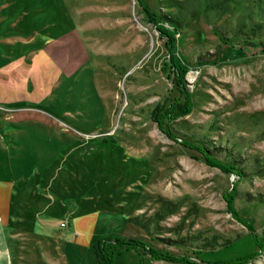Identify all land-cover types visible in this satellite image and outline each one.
<instances>
[{
    "label": "rangeland",
    "instance_id": "374dc122",
    "mask_svg": "<svg viewBox=\"0 0 264 264\" xmlns=\"http://www.w3.org/2000/svg\"><path fill=\"white\" fill-rule=\"evenodd\" d=\"M143 2L0 0L9 264H98L92 245L107 236L127 241L108 242L112 264H183L148 247L195 262L253 253L239 264H264V49L237 44L245 25L264 22V0ZM144 7L174 33L173 56L191 79L188 108L164 124L169 137L151 110L182 95L162 70L169 47Z\"/></svg>",
    "mask_w": 264,
    "mask_h": 264
},
{
    "label": "trees",
    "instance_id": "16d2710c",
    "mask_svg": "<svg viewBox=\"0 0 264 264\" xmlns=\"http://www.w3.org/2000/svg\"><path fill=\"white\" fill-rule=\"evenodd\" d=\"M140 4H143V6H146V4L143 2V0H138ZM144 10L147 12V15H149L153 21L156 24V18L155 13L149 11L148 8L144 7ZM169 23L172 25V28L174 30H178L180 28L178 21L174 18L169 16L168 17ZM156 27L158 31L163 34L166 37L167 41V47H169V58L167 62H163L162 70L165 71L166 76L171 79V81L174 82L179 95H182L181 100L177 97L171 102H168L167 99H163L162 101L157 102L153 109L151 110V119L157 124L158 128L163 131L168 137L173 136V134L169 131V127L164 126V124L167 123V120L169 118H172L173 110L178 108L180 110H186L189 106L190 101V91L188 90L186 84L187 81L185 79L186 72L188 71V68L180 65L176 62L175 57L173 56L171 47L173 43V32L168 30L167 28L157 25ZM216 34H218L219 38H224L219 32L216 30ZM240 35H244L242 39H238L237 44L240 48H249L250 46H259L260 48L264 49V22L263 21H254L249 25H245L240 31ZM182 145L187 146L189 148H194L198 150L205 163L216 166L220 168L224 172H231L234 173L237 177L236 180H239V178L243 175V171L240 167H238L236 164L232 162L224 163L222 161L216 160L213 156H215L211 151L207 150V147H200L198 145L189 143L188 141H181ZM231 188L226 194V196H229V199L231 201V198H233L232 190L235 189L236 181L231 182ZM228 206L230 205L231 208V202L226 198ZM232 213L235 214V216L242 221L244 224L247 225V228L251 231L253 230V227L247 223L244 219L238 216V212L236 209H232ZM255 237H257V234H255ZM115 241V242H127L125 241L124 237H105L97 239L93 245V252L95 254V257L98 261V264H112V258L114 254H112L111 249L109 250L108 242L109 241ZM133 239H130V241ZM257 247H262V242L257 240ZM149 253L152 256V258L157 259H163L170 262H178L183 264H239L247 260L251 257L253 253H246L242 256L229 259V260H206L201 259L199 262H195L191 259H189L186 256H176L166 251H158L154 250L151 247H148ZM119 253V252H118ZM141 260L137 264H140Z\"/></svg>",
    "mask_w": 264,
    "mask_h": 264
},
{
    "label": "crops",
    "instance_id": "0c3cea01",
    "mask_svg": "<svg viewBox=\"0 0 264 264\" xmlns=\"http://www.w3.org/2000/svg\"><path fill=\"white\" fill-rule=\"evenodd\" d=\"M2 233H1V229H0V264H9V260L6 254V251L4 248L2 247Z\"/></svg>",
    "mask_w": 264,
    "mask_h": 264
},
{
    "label": "built area",
    "instance_id": "2783aa9c",
    "mask_svg": "<svg viewBox=\"0 0 264 264\" xmlns=\"http://www.w3.org/2000/svg\"><path fill=\"white\" fill-rule=\"evenodd\" d=\"M187 81V80H186ZM188 81H191V79H188ZM187 81V84H189L190 82Z\"/></svg>",
    "mask_w": 264,
    "mask_h": 264
}]
</instances>
